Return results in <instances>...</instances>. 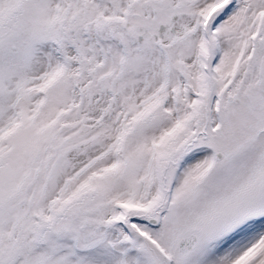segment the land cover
<instances>
[{"label":"snow or ice","instance_id":"1","mask_svg":"<svg viewBox=\"0 0 264 264\" xmlns=\"http://www.w3.org/2000/svg\"><path fill=\"white\" fill-rule=\"evenodd\" d=\"M0 264H264V0H0Z\"/></svg>","mask_w":264,"mask_h":264}]
</instances>
